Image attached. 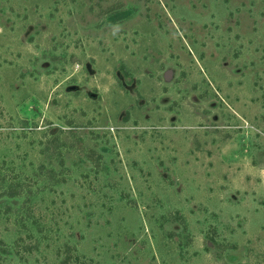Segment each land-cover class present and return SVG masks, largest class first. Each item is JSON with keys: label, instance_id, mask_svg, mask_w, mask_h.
I'll list each match as a JSON object with an SVG mask.
<instances>
[{"label": "rangeland", "instance_id": "374dc122", "mask_svg": "<svg viewBox=\"0 0 264 264\" xmlns=\"http://www.w3.org/2000/svg\"><path fill=\"white\" fill-rule=\"evenodd\" d=\"M0 264H264V0H0Z\"/></svg>", "mask_w": 264, "mask_h": 264}, {"label": "trees", "instance_id": "16d2710c", "mask_svg": "<svg viewBox=\"0 0 264 264\" xmlns=\"http://www.w3.org/2000/svg\"><path fill=\"white\" fill-rule=\"evenodd\" d=\"M18 192L11 191V192H5L3 195H6L7 197H12L14 195H17ZM73 259V258H72ZM66 261V260H65Z\"/></svg>", "mask_w": 264, "mask_h": 264}]
</instances>
